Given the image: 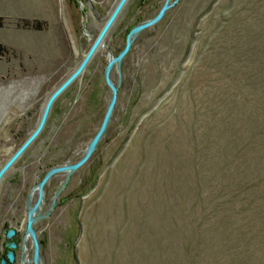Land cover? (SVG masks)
I'll use <instances>...</instances> for the list:
<instances>
[{
	"label": "rangeland",
	"instance_id": "374dc122",
	"mask_svg": "<svg viewBox=\"0 0 264 264\" xmlns=\"http://www.w3.org/2000/svg\"><path fill=\"white\" fill-rule=\"evenodd\" d=\"M117 1L0 0V167ZM165 3L109 70L93 152L43 186L39 264H264V0H127L0 182V264L32 259L33 188L83 156L110 53Z\"/></svg>",
	"mask_w": 264,
	"mask_h": 264
},
{
	"label": "water",
	"instance_id": "95a60500",
	"mask_svg": "<svg viewBox=\"0 0 264 264\" xmlns=\"http://www.w3.org/2000/svg\"><path fill=\"white\" fill-rule=\"evenodd\" d=\"M126 2H127V0H118L116 2L114 8L112 9L110 14L106 18L102 28L99 30L98 34L94 37L91 45L89 46L88 50L83 55V57L80 60V62L78 63V65L72 70V72H70V74L57 87H55L50 92V94L48 95V97L45 101V104L43 106L39 121L36 124L35 128L28 134V136L21 142V144L15 149V151L10 155V157L0 167V182H1L4 174L9 170V168L19 158V156L25 151V149L41 133V131L43 130V128L46 124L47 118L49 116V113H50V110H51V107H52L54 101L77 77H79L83 73V71L85 70V67L89 63L90 59L92 58V56L94 55V53L96 52L98 47L102 44V41H103L105 35L107 34L108 30L112 26L113 22L117 18L118 14L122 10V8L126 4ZM167 6H168V4L165 3L163 5V7L160 9V11L153 18H150V19L146 20L145 22H143V23L135 26L134 28H132V30L129 32V34L127 36V43H126L123 51L120 54H118L117 56H113L110 53V55L108 57V62H107V65H106V68L104 71V77H105L106 82L109 84V86L112 89V96H111L110 101H109L108 110H107V112H106V114H105V116L101 122V125L98 128L95 135L93 136V138L86 145L83 156L74 163H63L59 166H54V167L50 168L44 174L42 179L40 181H38L37 184L35 185L34 189H36L38 192V198H37L36 202L33 204V206L32 207L29 206V208H28L27 222H26V233H25V236H29L33 242V245H34L33 256H32V259L30 260L34 264H39V247H38V243L35 239L34 229L32 227V224L34 221L33 215H34L36 209L38 208V206L42 200V190H43L44 184L46 183V181L51 176H53L54 174L59 173V172H66L67 177H68L71 172L76 170L78 167H80L81 165H83L87 161V159L89 158V156L91 155V153L95 149L98 141L100 140V138H101V136H102V134L106 128V124L109 120V116L111 114V110H112V107H113V104H114L115 98H116V88L111 84L109 77H108V73H109L110 68L114 64H118L121 61L123 55L129 49L130 44L132 42V39L136 36V34L139 31L143 30L144 28H146V27L152 25L154 22H156L159 19V17L161 16V14L163 13V11L167 8ZM89 36H91V35H89ZM131 36H132V39L130 40ZM12 234H13V230H9L8 236H11ZM11 246H15V244H11ZM13 259H14V255H13L12 250H10L7 253L8 262L5 263V258H2L1 264H11Z\"/></svg>",
	"mask_w": 264,
	"mask_h": 264
},
{
	"label": "bare ground",
	"instance_id": "6f19581e",
	"mask_svg": "<svg viewBox=\"0 0 264 264\" xmlns=\"http://www.w3.org/2000/svg\"><path fill=\"white\" fill-rule=\"evenodd\" d=\"M131 38H132V36L130 37V40H131ZM36 192H37V190L33 188V190H32V194L35 195ZM40 203H41V202H40ZM32 206H33V204H30V207H32ZM40 208H41V204H39L38 208L36 209V211H35V213H34V215H33V218H34V219L38 216V213H39V209H40ZM33 222H34V221H33ZM25 237H29V236H25ZM29 238H30V237H29ZM30 262H31V261H30L29 259H27V258H25V259L22 260V263H23V264H30Z\"/></svg>",
	"mask_w": 264,
	"mask_h": 264
},
{
	"label": "trees",
	"instance_id": "16d2710c",
	"mask_svg": "<svg viewBox=\"0 0 264 264\" xmlns=\"http://www.w3.org/2000/svg\"><path fill=\"white\" fill-rule=\"evenodd\" d=\"M3 25V17L2 16H0V27ZM2 51H4L3 50V48L0 46V54L2 53Z\"/></svg>",
	"mask_w": 264,
	"mask_h": 264
},
{
	"label": "flooded vegetation",
	"instance_id": "af4514ba",
	"mask_svg": "<svg viewBox=\"0 0 264 264\" xmlns=\"http://www.w3.org/2000/svg\"><path fill=\"white\" fill-rule=\"evenodd\" d=\"M8 261V260H7Z\"/></svg>",
	"mask_w": 264,
	"mask_h": 264
}]
</instances>
